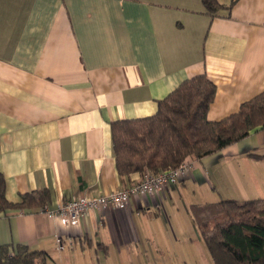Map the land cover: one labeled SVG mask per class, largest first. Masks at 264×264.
<instances>
[{"label": "crops", "instance_id": "0c3cea01", "mask_svg": "<svg viewBox=\"0 0 264 264\" xmlns=\"http://www.w3.org/2000/svg\"><path fill=\"white\" fill-rule=\"evenodd\" d=\"M220 2L226 8L213 17L202 0H0L7 200L48 190L46 207L56 210L140 183V174L120 177L111 125L155 115L188 79L216 84L210 122L262 94L264 0ZM256 199H264V129L195 161L160 195L90 211L79 226H63L45 207L1 212L0 246L44 251L51 264H154L163 244L185 233L194 205Z\"/></svg>", "mask_w": 264, "mask_h": 264}, {"label": "trees", "instance_id": "16d2710c", "mask_svg": "<svg viewBox=\"0 0 264 264\" xmlns=\"http://www.w3.org/2000/svg\"><path fill=\"white\" fill-rule=\"evenodd\" d=\"M206 13L219 16L220 0H202ZM217 86L205 75L183 82L158 103L155 115L112 123L111 135L116 169L120 177L175 169L184 161L211 156L264 129V92L244 103L240 110L210 122L208 112ZM142 180V179H141ZM50 192L21 195L18 203L6 198V182L0 173V213L7 210L41 209ZM192 220L214 264H264V199L223 200L194 205ZM44 251L21 244L0 246V264H50Z\"/></svg>", "mask_w": 264, "mask_h": 264}, {"label": "built area", "instance_id": "2783aa9c", "mask_svg": "<svg viewBox=\"0 0 264 264\" xmlns=\"http://www.w3.org/2000/svg\"><path fill=\"white\" fill-rule=\"evenodd\" d=\"M194 168V163L186 160L175 169H168L161 173L147 172L140 183L125 190H118L106 195L95 197L73 198L65 204H61L56 210L44 211L52 218H58L63 226H79L83 218L90 211L123 210L129 207L131 200L136 196H157L165 191L171 184L188 176ZM72 246L73 242L69 241ZM59 250L64 249L63 242L57 241Z\"/></svg>", "mask_w": 264, "mask_h": 264}, {"label": "rangeland", "instance_id": "374dc122", "mask_svg": "<svg viewBox=\"0 0 264 264\" xmlns=\"http://www.w3.org/2000/svg\"><path fill=\"white\" fill-rule=\"evenodd\" d=\"M182 209L184 210L182 213L186 217L190 216L184 206ZM191 221L187 220L185 228L187 230L181 237L177 233L176 235L173 234L175 237L163 244V257L159 261H154V264H214L202 235L197 227H194L193 224L190 225ZM182 223V218L177 217L176 224L181 226ZM154 254L156 255L157 252L154 251ZM124 261L125 264H130L129 261V263L126 260Z\"/></svg>", "mask_w": 264, "mask_h": 264}]
</instances>
